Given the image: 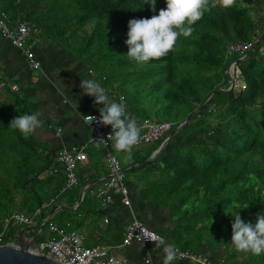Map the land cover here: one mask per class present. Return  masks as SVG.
I'll use <instances>...</instances> for the list:
<instances>
[{
	"label": "trees",
	"instance_id": "obj_1",
	"mask_svg": "<svg viewBox=\"0 0 264 264\" xmlns=\"http://www.w3.org/2000/svg\"><path fill=\"white\" fill-rule=\"evenodd\" d=\"M215 2L217 6L194 25L192 36L180 37L178 42L182 47L176 44L166 57L145 64H138L126 55L128 22L131 19L158 15L160 9L166 8L162 0H157L155 13L145 0H65V8L59 10L62 13L49 16L45 33L68 34V37L78 42L80 39L84 41L88 36L84 41L88 47L99 42V49H105L103 58L106 63L100 72L102 74L108 67L107 60H116V72L123 75L120 90L127 94L126 103L129 108L135 109L140 99L147 98L146 87L153 85L161 91L160 100H163V104L178 101L177 112L189 110L193 113L217 87L226 86V90H218L205 104L206 113L202 110L198 118L184 125L153 161L161 167V184L169 190L164 195V202H171L170 197L177 198L181 192L188 194V189L197 182L199 184L196 190L199 192L203 187L207 193L211 189L207 182L212 179L211 175L215 176L212 182L223 178L222 187H228L229 191L219 199V188L212 190L209 204H212L210 208L213 214L200 233L203 237L200 240L204 241L207 239L205 235H210L207 242L209 245L225 249L229 247L232 238L227 230L232 225L231 214L240 210L242 219L253 224L257 214H264V164L248 156L257 151L264 155V0H235L233 5L227 7L222 5L221 0ZM25 8L27 12L30 11L29 20L34 22L36 11L27 6ZM45 17L43 12L37 22L40 23ZM38 32L42 37L45 34L39 30ZM254 35L259 41L253 49L247 51L243 59L245 53L230 50V45L239 41H252ZM227 52L232 53L231 60L226 58ZM234 61L241 70L239 76L248 84L242 91H237L239 84L228 88L229 67ZM130 87L134 90L133 98L126 92ZM19 99V93L15 90L8 86L0 88V232L3 228L2 218L6 214L14 211L34 214L44 202L34 181H42L38 182L44 189L46 178L51 172H57L51 169L52 154L46 147L29 139L31 136L26 139L18 130L9 128L14 117L28 113L26 107L20 106H26L27 101ZM217 103H222L219 108L222 112L217 111L210 120H205L207 114L215 111V108L210 109V105L214 104L216 107ZM176 105L169 110L163 107L170 116L165 120L173 122V130L169 135L187 118L172 116ZM160 143L161 141L153 143L152 147L157 148ZM16 147L18 149H14ZM11 152L20 159L10 163L13 158ZM7 159L10 164H6ZM13 169L17 171L14 172ZM45 171L49 173L46 177ZM219 175L222 177L218 178ZM14 179H20V188L34 192L39 206L33 209L27 203L25 206L21 205V208L14 207L16 196L15 193L11 195L12 192H17ZM10 182L13 183L12 186ZM158 192L153 191L151 195L155 203L164 194ZM234 203L239 204L242 209L233 208ZM80 207L81 205L77 208ZM44 213L46 215L45 211ZM21 228L20 224L11 225L0 239V244L7 243L12 233H17ZM231 256L237 259L232 260L236 264H264V254L257 256L233 249Z\"/></svg>",
	"mask_w": 264,
	"mask_h": 264
},
{
	"label": "crops",
	"instance_id": "obj_2",
	"mask_svg": "<svg viewBox=\"0 0 264 264\" xmlns=\"http://www.w3.org/2000/svg\"><path fill=\"white\" fill-rule=\"evenodd\" d=\"M40 38L34 46V50L42 66L40 69H34L28 65L22 50L15 47L0 32V88L8 86L11 90L18 92L19 101H27L25 102L26 106H22V104L20 106L26 107L28 113L32 114L37 111L41 113V127L29 139L36 140L41 146L49 150L52 154L51 169L57 171L52 174L49 169L51 173L46 178L44 188L47 190L51 188L48 192L52 191L53 196L48 201L44 199V202L53 200L48 205V207L55 205L52 210L53 213L62 210L63 205L71 204L67 210L73 214L74 218L67 219V221L71 222L73 228L84 236L86 246H112L115 254L117 256L120 254L125 264H146L148 259L151 260V264H161L162 249L155 248L153 242L144 245L138 241H133L129 245H123L125 226L133 218H138L150 228L157 230L169 244L174 243L168 239V235L182 238V232L175 228L171 229L176 224L172 218L173 207L170 210L168 206L169 200L164 203L159 200L157 204L151 198L153 191H159L158 194L164 193L163 196L169 192L161 184V167L152 164L158 154L157 148L152 147L153 143L134 146L132 161L125 163L124 154L115 148L113 141L110 151L120 159L126 171L125 182L131 205H124L121 196L115 195L113 196V203L103 206L102 199L96 194V189L108 176L109 170L105 163L106 149L102 144L100 148L96 147L99 141L93 139L90 125L81 119V115L100 113L99 108L103 107V105L95 104L94 97L85 95L80 87L82 80L94 79L96 75H91V68L87 67L85 59L79 52L80 57L63 49L47 33L43 37L41 34ZM100 84L110 96L116 98L117 101L120 100L119 92L112 86ZM126 102L124 101L128 113L135 117L141 125L143 119L149 116L140 117L131 107L129 108ZM81 145H86L84 150L86 160L81 161V165H78L79 184L70 193H68L69 191L60 193L62 189L60 185L65 174L63 165L57 160V154L63 149H72ZM61 176L63 180L57 182V185L53 187L52 183ZM94 180H97L96 183L84 192L85 185ZM178 193L176 192V194ZM82 194L83 198L80 201ZM64 196L66 199H62ZM177 198L172 199L170 197L171 203L175 202L174 204L177 205ZM84 199L85 201L88 199V201L85 203ZM74 204L76 206H72ZM79 205L81 207L77 208ZM210 205L212 204H209L205 210L207 216L204 220L207 221V224L210 215L213 214ZM187 206L189 205L187 204ZM50 215L51 213L47 216ZM35 218H39V216ZM106 218H108V222L105 221ZM64 223L59 225H64ZM175 245L180 251L189 250L181 243L176 244L175 242ZM213 247L207 242L199 240L197 249L199 254L211 264L236 263L233 261L222 262L227 255L226 248L214 249ZM173 264L204 263L194 259L181 258L174 261Z\"/></svg>",
	"mask_w": 264,
	"mask_h": 264
},
{
	"label": "built area",
	"instance_id": "obj_3",
	"mask_svg": "<svg viewBox=\"0 0 264 264\" xmlns=\"http://www.w3.org/2000/svg\"><path fill=\"white\" fill-rule=\"evenodd\" d=\"M0 32L10 40V42L22 50L25 55L28 65L34 69H40L41 61L37 58L34 46L40 40L39 32L36 24L31 20H16L10 13L0 7ZM258 42V37H253L252 41H239L230 45V50L233 52H240L247 54V51L254 48ZM244 54V55H245ZM230 69L232 71L230 72ZM229 69V87L238 84L237 76L241 70L233 63ZM99 118L100 113L88 114ZM87 116V115H86ZM92 130L93 139L99 141L106 149L105 163L108 167L107 179L102 182L96 189V194L102 199V205L106 206L113 203V196L120 195L121 201L124 205L130 206L131 200L128 197V187L126 185V171L124 170L121 161L118 157L113 155L110 148L113 140L107 139L112 128L110 125L105 126L96 121H88ZM141 129L142 139L136 146L143 144L156 143L161 141L157 147L158 152L163 145V141L169 137V133L173 129V123L169 121L151 119L149 117L143 119ZM106 140V146L104 141ZM86 145L73 147L72 149H63L58 152L57 160L63 165L65 173V182L60 190V193L73 189L79 184V176L76 172L79 163L86 160L84 153ZM53 202H43L34 212L29 216L23 211H14L6 214L2 218V231L0 232V239L5 230L13 223L34 225L38 228V235L47 226L48 235L46 238L37 239L31 246L34 252L49 255L63 264H125L124 260L119 258L112 246H86L85 238L77 230H75L71 222L67 221L64 225H59L45 215L44 211L48 205ZM76 206V204L74 205ZM39 216V218H35ZM108 222V218L105 219ZM40 226H43L40 228ZM146 233H153L160 236L157 230L147 226L138 218H133L125 226L123 245H129L133 241H138L144 245L151 243L149 240L143 242V237ZM18 232L14 234L10 241L15 243L17 241ZM164 237V236H163ZM184 253L183 258L194 259L201 261L204 264H211L201 254H197L190 250L181 251ZM236 264V263H231Z\"/></svg>",
	"mask_w": 264,
	"mask_h": 264
},
{
	"label": "clouds",
	"instance_id": "obj_4",
	"mask_svg": "<svg viewBox=\"0 0 264 264\" xmlns=\"http://www.w3.org/2000/svg\"><path fill=\"white\" fill-rule=\"evenodd\" d=\"M145 2L151 5V10L155 13L157 0H145ZM221 3L227 7L233 5L235 0H221ZM216 6L215 0H166V8L160 9L158 15L154 14L151 18L129 20L127 39L125 41L128 47L127 57L138 64H145L166 57L174 50L180 37H191L195 30L194 25ZM23 20L29 19L25 18ZM246 55H243L242 59ZM237 83H239V74ZM80 87L85 95L94 97L95 104L103 105V107L99 108V118L92 115H81V119L85 122L96 121L105 126L110 125L112 131L107 139L113 140L115 148L124 154L125 163L131 162L133 159V148L142 139L141 125L135 117L128 113L123 98L117 101L94 79L82 80ZM222 88H226V86ZM40 116L41 113L39 111L32 114L18 115L10 121L9 128L18 130L27 139L41 127ZM104 144L106 146V140ZM96 147L100 148L101 143L98 142ZM232 207L242 209L239 204L235 203ZM231 215L233 217L231 242L236 250L250 252L257 256L264 254V214H257L255 224L251 221L245 222L240 215V210ZM145 240L153 242L155 248L162 249L161 264H173L174 261L184 256V253L175 244L167 243L163 236L146 233L143 237V242ZM11 241L7 243H13ZM17 243L18 237L14 244ZM146 264H151V260H146Z\"/></svg>",
	"mask_w": 264,
	"mask_h": 264
},
{
	"label": "rangeland",
	"instance_id": "obj_5",
	"mask_svg": "<svg viewBox=\"0 0 264 264\" xmlns=\"http://www.w3.org/2000/svg\"><path fill=\"white\" fill-rule=\"evenodd\" d=\"M63 3H65V0H0V7L5 8L10 13V15L13 16L18 21L23 20L25 18L29 19V12L30 11L27 12L25 6L33 9L34 12L36 11V16H35L36 18H35L34 22L35 21L37 22V18L41 14H43V12H44V14L46 15L45 19L40 20V23L35 22V24L38 26L39 31H41L42 33H45L46 21L48 20L49 16L54 17L58 13L59 14L62 13L59 10L65 8L63 6ZM162 3L164 5H166V0H162ZM241 5H243V4H241ZM16 13H18V14H16ZM15 14L17 16H15ZM76 31H78V28L76 29ZM50 36L52 38H54L55 43H59L63 49L68 50V51H70V52H72L78 56H79V54H78V52H79L82 55L83 59H85L87 67H92L91 75H96L94 79L97 80L99 83L105 84V86H112L116 91L119 92L118 95H122V97H124L125 100L128 101L127 94L123 90H120V83H121V79L123 78V75L120 72L119 73L116 72V70H117V69H115L116 65H117L116 60H109V61L107 60V66L108 67H106V70L102 74L100 72L106 63H105V59L103 58V55H104L103 53H104L105 49L104 50L99 49L101 47L99 42H95V44L93 46L88 47V45L84 42L88 36L86 37V39L84 41H81V39H80L79 42L68 37L69 36L68 34L60 35V34H57L55 32V33H52V35H50ZM83 38H85V36ZM237 41H239V40H237ZM263 42L264 41H262V43ZM177 45L179 47H182L181 43H179V42H177ZM262 51L264 52V48H262ZM226 58L228 60H231L233 58L232 53L227 52ZM118 70H120V69H118ZM231 71H232V69H230V72ZM238 84L239 85H238L237 91H242V88H245L248 86V84L246 85L245 80H243V78H241V76H239V83ZM218 88L219 87H217L216 90ZM126 92L129 93L130 97L133 98V95H132V92H134L133 88H131V87L128 88L126 90ZM141 93L143 94V92H141ZM146 93H147V98L140 99L138 101V106H139L138 109L132 108V110H134V112L136 114H138L140 117L144 116L146 114L149 116V118L156 119V120H165L167 118H170V116H168V114H167V111L165 112L164 108L169 110V109L173 108V106L176 105L178 103V101L170 102L169 104H163L161 102L163 100H160L162 98L161 97V91H159L156 88V86H153V85H148L146 87ZM206 102H207V100H205L203 102V104L200 105L195 110V112H197L201 107H203L206 104ZM177 106H178V104L172 110V112H173L172 116L173 117H180V118L187 117L186 119H188V118L192 117L193 114L195 113V112L190 113L189 110H186L185 112L179 113V112H177ZM210 106H211L210 109L215 108V111L213 114H210V113L207 114V116L205 117V120H210L211 116L216 115L217 111H219L220 113L222 112L221 110H219V108L222 106V103H217L216 107L214 104H212ZM205 109L206 108H204V107L202 108L204 113H206ZM189 115H191V116L189 117ZM20 147L21 146H19V148ZM14 149H18V148L16 147ZM11 155L13 158L10 160V163H12L13 160L16 161V159H20L19 157H17L16 154H14V152H11ZM248 156L250 158H256L258 163L264 164V155H262L260 152H258V151L253 152L252 154H249ZM10 163H9V160L7 159L6 164H10ZM78 163L81 165L80 162H78ZM161 163L165 164L164 162H161ZM152 164H154V163H152ZM78 168L76 169L77 173L79 172ZM13 170H14V172L17 171V170L15 171V169H13ZM129 173H130V171H129ZM47 174H49V173L47 171H45V177ZM154 176H156V175H154ZM54 177H58V176H54ZM211 177H212V179L207 181V182H209V184H208L209 188L211 186V189H208L207 193L203 187L201 188V190L199 192L196 190L197 185L199 184V182H197L196 184L191 185V187L188 189V194L187 193L182 194L183 193L182 192L181 194L178 195L179 205H176V204L168 201L169 202L168 206L170 207V210H172L173 206H176V207H173V210H172L173 216H172V214H171V216H172V218H174L173 222H174V224H176L177 227L173 226L171 229L175 228L179 232H182V235H181L182 238L177 237V236L175 237L174 235H170V236L168 235V239L171 242H173L174 244H175V242H176V244L181 243L182 245H184L185 248H189L190 251L195 252L197 254H199V251L197 249L199 240L203 238L201 235H198V234L200 232H202V230L205 228V226L207 224V221L204 220V219H206V216H207L205 210L209 206V202H210L209 198H211L212 190L215 188H219V191H218V192H220V195L218 196L219 199L223 198L226 195V193L229 191L228 187H225V188L222 187L224 184L223 178H221L222 176L220 177V175H219L218 178H221V179H219L216 182H212L215 180L214 179L215 176L213 177L211 175ZM65 178L66 177L64 176V180H63L62 176L59 177L54 183H52V186L54 187L55 185H57V182L59 183L61 180H63L62 184L60 185L62 187L64 185ZM19 180L20 179H14L13 180L14 184L17 187V190H16L17 192H12V194H11L13 196L15 193V196H16V200H15L16 205L14 207L17 209L21 205L25 206L27 203H29L31 208L35 209L37 206H39L38 202H37L38 198L36 197V195L34 194L33 191L30 192V190H26V189L24 190V189L20 188ZM38 181H39L38 179L34 181L36 183L35 187L38 188V191L41 194V196L43 197V199H45L47 201L50 200L51 196H53L52 195L53 193H52V191L51 192H48V191L51 190V188L49 190H47L46 188L43 189V187L40 186V184H39V182L42 183V181H39V182ZM211 182H212V184H211ZM10 184H11V186L13 185L12 182H10ZM30 188L32 189L31 186H30ZM27 189H29V187ZM73 189H71V190H73ZM71 190H68L69 191L68 193H70ZM62 199H66V196H64ZM160 200L162 201V203H164V201L166 200V198H165V196H163V194L160 197ZM156 203L158 204L157 201H156ZM187 204L189 206H187ZM54 206H55L54 204L50 205L45 210L47 215L53 210ZM72 218H74V216H73V214L70 213L69 210L62 209V210H59L56 213H54V215L51 218V221H53L57 224H61V223H64L65 221H67V219H72ZM13 224H17V223H13ZM13 224H11V225H13ZM220 224L221 223H219L218 225H220ZM20 225H22V228L27 226L25 224H20ZM228 225H229V223H228ZM8 228L5 230L4 234L6 233ZM37 230H38L37 227H33L27 234L29 236H32L37 232ZM227 230H228V235L230 237H232V227L228 226ZM4 234H3V236H4ZM48 234H49L48 228H47V226H45V227H43V230L40 232L38 239L46 238L48 236ZM215 235H217V234H215ZM13 237H14V234L12 233L10 238H13ZM205 237L207 239H204V241L206 240V242H209L210 235H205ZM222 238H223V236L220 237V239H222ZM228 242H230V241H228ZM216 244H218V243H215V245ZM213 248L219 249L216 246H214ZM233 249L236 250L235 246L231 242L229 244V247H226L227 255L222 260V262H232V260H234V261L237 260L236 258L234 259L231 256V252ZM118 255H119L118 257L123 260L122 256L120 254H118Z\"/></svg>",
	"mask_w": 264,
	"mask_h": 264
},
{
	"label": "water",
	"instance_id": "obj_6",
	"mask_svg": "<svg viewBox=\"0 0 264 264\" xmlns=\"http://www.w3.org/2000/svg\"><path fill=\"white\" fill-rule=\"evenodd\" d=\"M218 90H224V88L219 87L216 91H214L212 95L208 97L206 104L215 96ZM203 107L195 112L192 117L184 120L180 125H178L174 132L163 141L162 148L179 130L184 127V125L196 118ZM96 181L97 180H94L88 185H85L84 192L88 187L95 184ZM82 198L83 194L79 200L81 201ZM69 206H71V204L63 205L62 209H68ZM50 213L51 215L49 216V219H51L54 214L53 211H51ZM33 227L34 225H27L26 227H23L19 230L17 244L5 243L0 245V264H63L49 255L37 253L31 250V245L36 241V238L38 237V231L32 236H29L27 234ZM42 227L43 226H40V228Z\"/></svg>",
	"mask_w": 264,
	"mask_h": 264
}]
</instances>
